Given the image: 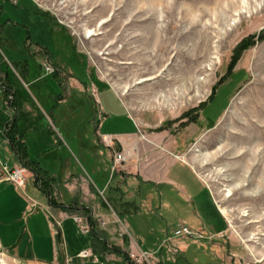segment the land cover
<instances>
[{
  "label": "rangeland",
  "instance_id": "1",
  "mask_svg": "<svg viewBox=\"0 0 264 264\" xmlns=\"http://www.w3.org/2000/svg\"><path fill=\"white\" fill-rule=\"evenodd\" d=\"M229 3L230 0H18L16 5L13 0H0L1 21L10 19L35 25L39 33L44 25L41 18H36L38 12L48 25L40 37L48 47L31 43L34 58L31 50L29 57L23 47L14 52L5 49L6 55L0 54V68L9 71L17 90L20 119L27 115L26 105L41 104L46 112L45 127L38 137L41 139L49 129L56 140L62 134L63 142L57 143L61 145L59 154L65 157L73 151L75 161L83 164L89 159L87 153H80L84 145L78 141L84 140L80 138L83 132L92 129L78 121L95 113L94 99L90 97H97L101 104H110L112 108L118 100L115 109L119 131L138 130L133 114L144 133L167 131L185 139V156L211 189L227 226L215 239L220 244L216 254L215 249L201 247L209 242V233L188 222H172L167 228L160 216L144 211L130 215L125 219L129 232L139 242L146 241L143 245L151 260L159 257L161 248L166 256L170 244L186 248L182 258L176 262L171 258L164 264H264V40L256 38L240 53L235 51L243 38L253 34L258 37L264 30V0H248L246 12L241 5L226 11ZM18 27L19 36H13L21 43L25 30L22 24ZM55 27L73 34L74 40L58 42L59 37H48L49 29ZM11 31L17 32V28L11 25ZM7 33L0 24V39L3 35L6 38L0 41L2 54L4 43L15 47ZM48 48L56 52L57 66H53L62 83L69 85L73 75L87 86L86 93L75 88L74 94L58 107L62 92L58 78L46 72L41 61L51 63L44 53ZM236 55L237 61L230 69ZM21 57L29 58L31 66V73L23 82L7 59L14 62ZM7 62L14 69L7 68ZM97 73L118 89L129 109ZM146 77L149 79L141 82ZM79 101L84 107L77 109ZM8 107L0 93V158L13 168L16 155L6 143L2 128ZM112 123L113 120L109 126ZM112 130L105 127L100 133ZM28 138V157L51 166L52 159L40 154L43 145L39 140L35 143L32 134ZM107 161L109 164L110 160ZM33 181L28 177V197L45 200ZM124 195L122 191L116 193L123 200L122 207L129 209L128 204H123L127 202ZM73 216L87 220L80 213ZM75 225H68L69 237L75 236L77 229L76 235L88 244L89 232ZM179 225H186L201 236L173 235ZM169 237L177 239L173 242ZM163 240L164 247L160 244ZM128 254L135 263H149L147 258L139 255L137 261L133 257L136 254ZM0 264H14L1 245Z\"/></svg>",
  "mask_w": 264,
  "mask_h": 264
},
{
  "label": "crops",
  "instance_id": "2",
  "mask_svg": "<svg viewBox=\"0 0 264 264\" xmlns=\"http://www.w3.org/2000/svg\"><path fill=\"white\" fill-rule=\"evenodd\" d=\"M54 35L59 37L58 42L74 40L73 34H68L67 30L61 27H55L52 31L49 29V36L54 37ZM49 59L51 63L48 60L41 61L43 64L57 66L55 51L51 50ZM97 76L111 85L115 94L128 108L118 89L98 73ZM54 77L58 78V84L62 89L57 107L70 94H74L75 88L83 93L87 92V86L73 75L69 85L60 81L58 73ZM34 80L36 79H32ZM90 98L94 99L95 103L92 102V105L95 113L78 121V124L86 123L85 126L92 129L90 132L81 133L80 138L84 140L78 141V144L84 145L80 153L82 155L87 153L89 156L84 164L75 161L73 157L75 152L72 151L68 141L66 143L72 154L63 157L58 153L61 145L57 143L63 142L62 134L58 141L52 137L50 133L53 131L49 129L40 139L38 133L45 127L46 112L41 104L39 107L33 104L25 106L24 111L27 115L19 122L20 132L23 133L22 140L28 151L30 140L27 137L32 134L33 141L36 143L39 140L43 145L41 156L47 160L49 157L52 159L51 166L44 164L42 160L39 163L41 168L47 170L53 178L51 195L60 206H54L49 202L50 194L40 187L41 182L37 180L36 173L29 168L21 186L8 179L4 162L0 158V245L8 258L14 264H131L123 254L100 248L95 251L91 237L88 244L79 250L86 251L87 256H79V253H76L77 246H74L76 236L74 237L73 234L69 237L68 222L71 220L76 223L74 213L87 217L84 208L88 209L102 237L109 245H116L127 253L131 252L139 256L142 252H147L144 248L146 241L139 242L134 238L125 222L130 215L144 211L145 214L160 216L167 228H170L169 223L172 222L177 224L188 222L193 227L203 229V233L205 231L209 233L207 236L209 242L202 243L201 247L211 251L215 249L217 254L220 244L215 242V239L225 232L227 220L222 209L217 205L211 189L187 160L185 139L182 136L180 138L171 136L167 131L144 133L133 114L138 130L119 131L116 110L118 100L116 99V105L112 108L110 104H101L97 97ZM78 107H84V104L79 101L77 109ZM4 113L8 118L14 115L9 107ZM111 120L113 123L109 126ZM105 127L113 130L105 134L100 133V129ZM2 128H5V122H2ZM6 143L10 145L7 140ZM191 150L193 151L194 148ZM118 152L123 155L120 161L115 160ZM17 156H15L17 164H20ZM75 157L78 160L79 156ZM107 159L110 160L109 164ZM28 177L33 178V182L46 201L42 200L43 198L37 199L30 192L32 198L28 197L26 191ZM118 190L125 194L124 197L128 202L131 200L136 203L135 205L138 206L136 212H125L126 208L121 204L123 200L118 201L116 196ZM70 204L76 207L77 212L69 208ZM118 207L121 208V215L118 213ZM137 233L140 239V234ZM176 239L173 238L171 241L175 242ZM162 242L161 246H166V242L164 243V240ZM162 249L159 251V257L154 260L149 258L151 254L147 252L148 264H164L171 258L176 262L186 253L185 247H177L173 244H170L166 256L162 255Z\"/></svg>",
  "mask_w": 264,
  "mask_h": 264
},
{
  "label": "trees",
  "instance_id": "3",
  "mask_svg": "<svg viewBox=\"0 0 264 264\" xmlns=\"http://www.w3.org/2000/svg\"><path fill=\"white\" fill-rule=\"evenodd\" d=\"M17 3H18V0H17ZM17 3L13 2V4H16V5H17ZM1 12H2V9L0 8V14H1ZM38 14L39 13L36 12L37 20L39 18H41V20L44 21V18L39 17ZM44 16L47 18V15L44 14ZM43 21H42V23H43L44 27L48 28V25L45 26L46 23H44ZM0 24L3 27V31L6 30L8 32L7 37L11 40L12 45H15V47H11L9 44L4 43L2 46L3 49L1 48L4 54H2L1 50H0V54L3 56L6 55L5 49H9V50L14 52V50H17V49L21 51L20 47H23L24 50L27 52V54L29 53V57H30V55H31L30 50L31 49H29L30 48L29 45L27 46L28 38H30V37L22 40V42L19 43L18 40L13 36L14 34H15V36H19V34H20L19 29L20 28L18 26H21V24L23 26L24 23L18 24V23H15V21H13V20L7 19L5 21L0 20ZM11 25H12L13 29L16 30V28H17V32L14 31V33H13V31H11ZM50 29L52 31V28H50ZM48 37H49V35H48ZM256 38H258V40H264V30L258 34V37H256L255 34H253V35L246 37L245 39L243 38V40L236 47L235 51L237 53H240V51H242L245 48H247L248 46L254 44L256 42ZM5 40H6V38L3 35L2 39H0V41L4 42ZM41 43L44 45H47L46 43H43V42H41ZM31 57L34 58V55L32 54ZM237 57H238V55H236V57L232 60V63L230 64V69L233 67V65L237 61ZM7 59L9 61V63L14 65L15 69H17L19 71V73L16 71L15 72L18 74V77L20 76L22 82L25 81V77H27L28 75H30L29 73H31V66L29 65L30 59L26 58V57H21V58H17L14 62L11 61L9 58H7ZM9 63L8 62L6 63L7 68H10V66H11ZM11 67L13 68V66H11ZM9 75H10L9 71H4V69L0 68V93L3 95L5 102L8 103L9 108H11L13 110V113H14L12 118L5 117L4 120L2 121V122H5V128L4 129H5L6 138L9 141L10 146L13 149L14 153L16 155H18L17 157L19 158V160L23 164V166L29 168L30 170H32L33 172L36 173V175L38 177L37 180L41 182L40 187L45 192H48L50 194V201L49 202L54 206H60L58 201H56L51 195L52 194L51 184H52L53 178L50 177L47 170L45 171L43 168H41L42 166L40 165L39 161H36L35 159L28 157L26 144L22 140L23 133L20 132V124H19L20 117H21V115H19L20 101L18 98L17 90L14 87L12 78H10ZM21 75H23V76H21ZM43 176H45V177L43 178ZM117 192L120 193L119 190ZM119 200H121V199H118V201ZM124 204H128L130 206L129 209H125V212L130 213V211L136 212L138 210V206L135 205L136 203L134 201H129V202L127 201ZM70 206H71V207H69L70 209H72V210L76 209V207L74 205L70 204ZM84 212L87 214V217H88V223L90 225L89 237H91V239L94 241V244L92 247L95 251L97 250V248L103 249L105 251L111 250V251H114L116 253L123 254L126 257V260L128 262H130L131 264H138V263H135L134 261H132L130 259L129 254L127 252L123 251L120 247H118L116 245H109V243L106 241V239L102 237L100 230L97 228L96 222H95V220H93L92 215L89 214L88 209L84 208ZM118 213L120 215L122 214L121 208H119V207H118ZM70 224H72V226H73L75 223H74V221L70 220L68 222V225H70ZM75 227H77V225H75ZM68 228L70 229V227H68ZM76 233H77V229L75 232L76 239H74V246H77L76 247V253H79L80 252L79 250L84 247L85 242L81 239L80 236H77Z\"/></svg>",
  "mask_w": 264,
  "mask_h": 264
},
{
  "label": "built area",
  "instance_id": "4",
  "mask_svg": "<svg viewBox=\"0 0 264 264\" xmlns=\"http://www.w3.org/2000/svg\"><path fill=\"white\" fill-rule=\"evenodd\" d=\"M14 3H17V0H13ZM45 66V70L48 73H54L56 72L55 67L51 64L48 63H44ZM96 90H94L95 92ZM121 159H123V155L121 152L116 153L115 155V160L120 161ZM4 168L6 169V173L8 176V179H10L11 181H13L14 183H16L17 185L21 186L22 184H24V181L26 179L25 177V173L26 171H28V168L23 166V164H19L18 166H14L13 168H9L7 167V165L4 163ZM74 220L76 222V224L82 228V230L84 232H89L90 230V225L88 223V220H85L82 216H74ZM173 235L175 236H180V235H187V236H201L200 233L195 232L194 230H192L190 227L186 226V225H179L174 231H173ZM169 239L171 240V238L169 237ZM79 256H87V252L86 251H81L79 252ZM142 258H146L147 257V252H142V254L140 255ZM140 256L138 255H133L134 259L136 260H140Z\"/></svg>",
  "mask_w": 264,
  "mask_h": 264
},
{
  "label": "flooded vegetation",
  "instance_id": "5",
  "mask_svg": "<svg viewBox=\"0 0 264 264\" xmlns=\"http://www.w3.org/2000/svg\"><path fill=\"white\" fill-rule=\"evenodd\" d=\"M39 15V14H38ZM39 17H41V16H39ZM44 18V17H43ZM23 29L25 30V39H27L28 37H30V38H28V43H27V46L29 45H31V43H37L38 45H41L42 47H48L47 45H44V44H42L41 43V39H40V37L42 36L41 34L42 33H44L43 32V30L44 29H46L45 27H44V29L43 28H41V30H40V32L38 33V30L36 31V29H34V27H35V25H29V24H23ZM34 29V30H33ZM45 34V33H44ZM46 35H49V34H46ZM30 49V48H29ZM31 53L33 54V52H32V50H31ZM44 53L46 54H48V56L51 54V50L48 48V49H46L45 51H44ZM50 53V54H49Z\"/></svg>",
  "mask_w": 264,
  "mask_h": 264
},
{
  "label": "bare ground",
  "instance_id": "6",
  "mask_svg": "<svg viewBox=\"0 0 264 264\" xmlns=\"http://www.w3.org/2000/svg\"><path fill=\"white\" fill-rule=\"evenodd\" d=\"M239 5H241V6H243V8H246V9H242V11L243 12H246L247 11V7H248V0H230V3H229V6L227 7L228 8V10H226V11H232L233 9L235 10L236 8H237V6H239ZM236 15V14H235ZM89 34H91V33H89ZM142 79V78H141ZM149 78H143L142 80H141V82L142 81H145V80H148Z\"/></svg>",
  "mask_w": 264,
  "mask_h": 264
},
{
  "label": "water",
  "instance_id": "7",
  "mask_svg": "<svg viewBox=\"0 0 264 264\" xmlns=\"http://www.w3.org/2000/svg\"><path fill=\"white\" fill-rule=\"evenodd\" d=\"M20 164H22V163L20 162Z\"/></svg>",
  "mask_w": 264,
  "mask_h": 264
}]
</instances>
